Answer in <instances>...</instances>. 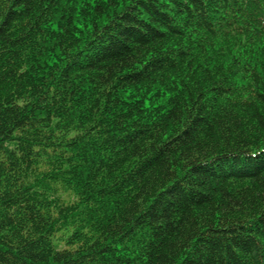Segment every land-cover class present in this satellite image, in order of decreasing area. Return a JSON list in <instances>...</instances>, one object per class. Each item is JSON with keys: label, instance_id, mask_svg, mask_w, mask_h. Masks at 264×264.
Wrapping results in <instances>:
<instances>
[{"label": "trees", "instance_id": "16d2710c", "mask_svg": "<svg viewBox=\"0 0 264 264\" xmlns=\"http://www.w3.org/2000/svg\"><path fill=\"white\" fill-rule=\"evenodd\" d=\"M0 264H264V0H0Z\"/></svg>", "mask_w": 264, "mask_h": 264}]
</instances>
